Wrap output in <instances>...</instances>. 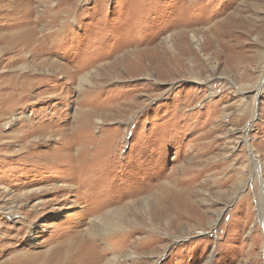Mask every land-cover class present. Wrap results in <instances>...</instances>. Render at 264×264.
Returning <instances> with one entry per match:
<instances>
[{
	"label": "rangeland",
	"instance_id": "rangeland-1",
	"mask_svg": "<svg viewBox=\"0 0 264 264\" xmlns=\"http://www.w3.org/2000/svg\"><path fill=\"white\" fill-rule=\"evenodd\" d=\"M9 5L0 74L34 77L0 120V240L33 227L0 264H264V0Z\"/></svg>",
	"mask_w": 264,
	"mask_h": 264
},
{
	"label": "bare ground",
	"instance_id": "bare-ground-1",
	"mask_svg": "<svg viewBox=\"0 0 264 264\" xmlns=\"http://www.w3.org/2000/svg\"><path fill=\"white\" fill-rule=\"evenodd\" d=\"M8 1H9V4H10L9 6L14 5V7L16 8V6L19 3H21V2H22V4L24 2L30 3L32 0H8ZM28 31H29V33H27ZM21 33H23L25 35H27V34L33 35L34 30L28 28V30L25 29ZM23 36H22V38L21 37L20 38L23 39ZM23 43H29V37H27L24 40ZM23 47L24 46H23L21 40H19V39L15 40L11 50H9V52L5 56H3L2 60H4V61H2V64L7 65V64H10V63H14L16 56L19 55V54H22L24 52L25 49H23ZM32 77H34V76L33 75H29L27 73L25 75H18V76H7V74H0V120L2 119V113L7 114V113H10L13 110V106L15 105L16 100H17V102L19 101V103H23L24 101L28 100V93L27 92H29L32 89L31 88L32 84L30 83V80L33 79ZM5 125H7V124H5ZM34 126H36V125L30 123V125L27 126L28 130L25 131L24 134L20 136V138L22 140L27 139L28 136L32 133V130H34V128H35ZM28 147H29V145H28ZM37 191L38 190H36L35 192H37ZM33 192H31V193H33ZM10 193L11 192L8 189L5 190V192H4L5 196H9V197L11 196ZM10 198H8V199H10ZM41 203H43V202H41ZM16 206H18V205H16ZM36 206H37V204H36ZM17 209H18V207H15L16 211H14V210H11V211L10 210L9 211L6 210V211H8V212H6V214L9 216L10 221L13 218H15V219H20L21 218L22 215H21L20 212L17 211ZM32 211L36 212L37 208H33L32 210H29L30 213ZM109 214L110 213H108L106 215H109ZM19 215H21V216H19ZM106 217L104 216L102 218L101 217L95 218V220H94V224L95 225L94 226L97 228V231L96 230H91V233L94 236H96V237L97 236L98 237L103 236L104 237L105 235L109 234L110 232H116V230H119V227H120L119 225L120 224L118 225L117 223H114L112 220L107 221L109 218H106ZM27 219L30 221V215L29 216L25 215L22 218V220H21V225H22L21 229L17 230L15 235L10 237L11 233L10 234L7 233L6 236L4 235V237L1 238L2 240H0V242L2 243V241H3V243L4 242L7 243L10 240H16V239L22 238L23 236L28 234L29 232L27 231V228L28 227H33V224H29ZM30 232L32 233V231H30ZM31 233H29L30 234L29 236H32ZM5 247H7V246H5ZM16 256L17 257H15L14 259L10 260V262L8 261L9 262L8 264H21L20 261H22V259L24 257H26V258H24L25 261H26L25 264H30L28 260L31 261V259H32L31 255H29L26 252H23L22 254H19V255H16ZM42 256L44 257V255H42ZM42 256H39V257L41 258ZM44 259H45V261L42 264H49V262L46 260L45 257H44Z\"/></svg>",
	"mask_w": 264,
	"mask_h": 264
},
{
	"label": "water",
	"instance_id": "water-1",
	"mask_svg": "<svg viewBox=\"0 0 264 264\" xmlns=\"http://www.w3.org/2000/svg\"><path fill=\"white\" fill-rule=\"evenodd\" d=\"M249 125H251V123Z\"/></svg>",
	"mask_w": 264,
	"mask_h": 264
}]
</instances>
